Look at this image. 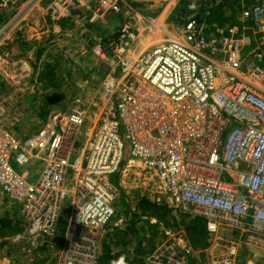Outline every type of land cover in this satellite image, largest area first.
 Returning a JSON list of instances; mask_svg holds the SVG:
<instances>
[{
	"label": "built area",
	"instance_id": "built-area-1",
	"mask_svg": "<svg viewBox=\"0 0 264 264\" xmlns=\"http://www.w3.org/2000/svg\"><path fill=\"white\" fill-rule=\"evenodd\" d=\"M23 1L0 0V9ZM42 1L27 0L15 17ZM181 1L161 0L162 10L148 13L128 0L46 1L53 21L82 11L89 23L121 10L128 16L108 38L82 36L102 63L98 94L53 114L34 156L0 104V190L20 217L6 241L22 255L45 245L56 248L51 264H99L102 235L117 213L110 176L126 156L154 180L164 205L205 220L211 242L222 241L220 228L236 234L211 264H236L240 239L264 250V1L240 11L259 32L253 36L208 24L195 0H184L175 22L159 18L166 7L175 16L170 8ZM21 19L0 29V77L24 102L37 81L5 45ZM31 156L35 172L25 169ZM189 251L182 231L164 229L142 264H190Z\"/></svg>",
	"mask_w": 264,
	"mask_h": 264
},
{
	"label": "crops",
	"instance_id": "crops-1",
	"mask_svg": "<svg viewBox=\"0 0 264 264\" xmlns=\"http://www.w3.org/2000/svg\"><path fill=\"white\" fill-rule=\"evenodd\" d=\"M180 1V0H179ZM204 8V17L210 14V8L214 5L222 4L223 0H195ZM264 0H236L235 4L232 6L233 16L237 18L242 24L245 22H250L249 20L243 19L240 15L241 8L243 6H248L253 3L263 2ZM133 6H138L147 13L154 10L160 12L162 10L161 0H128ZM185 1L180 2L181 7L170 8L172 14L173 11L177 12L175 16L169 15V7L163 9L160 14L161 16L168 17V19L177 20L180 16L179 12L183 9ZM40 6V5H39ZM41 11L38 17L33 15L27 18H22L19 22L18 28L14 27L8 39L6 41V47L11 50L13 54H16L21 60L22 65L31 73V78L36 79L37 85L34 91L32 99L27 100L29 96L23 99L22 102L18 97L13 96L10 91V87L7 82H5L0 77V104L15 105V107L21 109L22 107L26 110L28 116L25 117V121L30 120L34 114L36 105L39 103L41 97H45V94L52 89H58L64 95H58V101L62 100H74L78 98H91L98 94L99 84L103 76L102 63L97 60L91 52L84 50L85 47L82 45V36L84 34H94L98 37L108 38L115 33L117 26L120 22L128 16V14L121 10L118 13L107 14L101 19L94 23H89L86 20L85 11L74 12L71 16L61 18L59 20H51L43 7L40 8ZM225 9V8H224ZM230 11L225 10L224 17L229 15ZM46 15V17H43ZM171 20H169L171 22ZM20 23H22L20 25ZM210 25H216V23H208ZM252 25V24H251ZM227 23H224L220 28L228 27ZM238 29V31L244 32L245 27H239L238 25H233ZM2 25H0L1 29ZM258 31L252 25L250 28V35H257ZM57 37V38H56ZM96 58V59H95ZM49 98V97H48ZM23 104V105H22ZM56 107H53L55 109ZM30 115V116H29ZM11 119L12 116H7ZM49 117V116H48ZM52 117V116H51ZM51 117L49 122H51ZM46 120L47 117H42ZM15 120V119H14ZM13 120V121H14ZM13 121H7V125L11 130ZM24 121V119H23ZM24 125V122H23ZM12 131V130H11ZM14 134V133H13ZM15 135V134H14ZM129 159L128 156L125 159ZM30 163V164H29ZM39 164L34 158L28 162V168L32 172L37 170ZM125 169L122 171L124 174L120 176L117 171L115 174L110 176L118 190L119 195L117 199L116 208L122 204L120 212L117 211L116 216L113 218L112 223L106 227L102 238H101V255H102V245L103 242L110 244V252L118 253L124 252L128 256L133 255V250L136 244L142 237H150L151 232L154 231L152 236V245L148 252L144 253L140 257V264L143 263V258L151 252L154 247L156 240L158 239L161 231L164 229H175L173 227L165 226L160 222H156L154 218L146 219L144 217L140 218L134 225L135 233L126 232L123 241L120 243L112 242L113 233L123 232L125 228L129 225L128 221L130 215L136 210L137 204L140 200L146 199L156 205L164 206L165 208L174 211L164 205L161 200L160 190L157 184L152 179L145 178L141 173V168L139 162L132 160L127 162L126 165L121 167ZM120 169V170H121ZM120 173V172H119ZM127 176V180L125 179ZM138 180V183L133 185L131 181ZM137 182V181H136ZM134 197L131 198V195ZM1 193V190H0ZM129 195L130 202H126L125 195ZM0 207H3L9 213L8 215L0 216V218L6 219L11 225L15 227V233L19 230V214L16 205L11 204L4 195H0ZM4 200L5 202H3ZM130 203V204H129ZM172 215L173 212L171 213ZM171 215L168 213L167 218ZM187 216V215H186ZM194 218L187 216V219ZM203 219V218H202ZM205 225V245L192 247L190 239L188 238L184 229L179 228L175 230H180L184 233L186 244L188 245L190 251L188 253V259L190 264H211L212 257L220 254L225 247L224 242L230 240H237L236 234L229 228H220L218 231V236L221 237L222 241L211 242L207 235L205 220L203 219ZM143 228V232L140 231ZM0 237V253L2 251L11 252L17 257L19 261L17 264H51L52 257L56 252V248L50 249L49 247L42 245L37 251H34L31 255H22L19 251V247L16 244H10L6 241V238L11 236ZM61 244V239L58 238L54 241V245L59 247ZM13 249V250H12ZM100 255V257H101ZM3 259L9 262V259L3 257ZM100 259V258H99ZM1 262V261H0ZM6 262V264H7ZM121 264V263H119ZM236 264H264V250L256 247H248L244 244L243 240L240 239L237 243V257Z\"/></svg>",
	"mask_w": 264,
	"mask_h": 264
},
{
	"label": "trees",
	"instance_id": "trees-1",
	"mask_svg": "<svg viewBox=\"0 0 264 264\" xmlns=\"http://www.w3.org/2000/svg\"><path fill=\"white\" fill-rule=\"evenodd\" d=\"M223 3L212 6L209 16H207L208 23H216L217 26H222L227 23L229 26L238 25L239 27H245V34L250 35V28L253 25L250 22H245L242 24L237 18L233 16L232 6L235 4L236 0H223ZM225 8V9H224ZM229 10L230 13L227 17H224L225 10ZM252 24V25H251ZM254 26V25H253ZM259 34V32L257 33ZM137 213H132L128 221L129 225L125 228L123 232L113 233L112 242H122L126 232L135 233L134 225L142 217L147 221L149 218H154L156 222H160L165 226H171L175 229L182 228L185 230L192 247L204 246L206 233L205 225L201 217L188 218L187 216L178 211H171L164 206L156 205L146 199H142L137 204ZM173 212L174 215L171 213ZM168 213L171 215L167 218ZM148 222V221H147ZM15 231V227L10 224L6 219L0 218V237L8 236ZM143 232V228H140ZM154 231L151 232L150 237H142L138 244L134 247L133 255L130 257L124 252L111 253L110 244L103 242L102 245V255L99 259V264H140V257L142 254L148 252L152 245V236Z\"/></svg>",
	"mask_w": 264,
	"mask_h": 264
},
{
	"label": "rangeland",
	"instance_id": "rangeland-1",
	"mask_svg": "<svg viewBox=\"0 0 264 264\" xmlns=\"http://www.w3.org/2000/svg\"><path fill=\"white\" fill-rule=\"evenodd\" d=\"M26 1L27 0L16 5L15 7L10 8L7 11H2L0 9V25L3 26L8 21H10L11 19H14V18L19 20L23 17L25 20V18H27L28 16L33 15V14H34V17L35 16L38 17V15L41 11L40 8L44 7L47 0H43L40 3V6H38V5L35 6L31 10H29L28 13L25 14V12H22L17 17H15L17 15V13L21 11V9L23 8L22 6H24L23 4ZM43 17H46V15H43ZM18 24H19V22H18ZM21 24L22 23H20V25ZM15 27L18 28V25H16ZM58 95L62 96L64 94L61 93L60 91H58V89H52L51 91H49L48 93L45 94L44 98L41 97L39 103L36 105V108L33 111L34 115L31 116L32 118L30 120H27V121H25V117L28 116V114H26V112L24 111V110H26L25 107L24 108L22 107L21 109H19V108L15 107V105H9V108H10V112H9L10 115L9 116H12V117H11V119L8 118V120L13 121L15 119L12 123L11 130L18 138H21L24 141L25 145L30 142V146L29 147L26 146V147H28L29 153L32 156H34L37 153V151L42 150L44 148L47 137H49V135L51 133V127H50V123H49L50 118L49 117L53 116V114H55V113L69 112L74 108V104H75L77 99H74V100H67L66 99V100H64V101L62 100V102H60V100L58 101V98H57ZM48 97L51 99V101L48 100ZM53 107H56V108L53 109ZM42 117H47V119L44 120V119H42ZM23 119H24V121H23ZM23 122H24V125H23ZM30 140H32V141L34 140L33 143ZM32 156L30 157V159L32 158ZM126 163H127V158L123 161L121 167L126 165ZM25 169H29L28 164L25 166ZM124 170L125 169L119 170L120 173L118 172V174L120 176H122L124 174V172L122 173V171H124ZM113 176H111V177H113ZM115 179L112 181L116 183ZM125 179L127 180V176ZM136 181H131V184H133V185L137 184L138 180H136ZM0 195H1V193H0ZM134 195H137V194H134V192H133V195H131V198L134 197ZM125 197H126V202H127V200H128V202H130L129 195L127 194V195H125ZM2 201L5 202L4 200H2ZM66 204H67V201H66ZM121 207H122V204L120 206H118L117 211L120 212ZM8 213L9 212L7 210H5L3 207H0V216L5 217L6 215H8ZM66 214H67L66 207L64 205L62 212H61V217L64 218L66 216ZM64 225H65L64 222H62L60 220L57 228L61 233L63 232ZM3 257L8 258L9 262L5 261L3 259ZM0 261H1L0 264H6V262H7V264H17L19 262L17 260V257H15L13 255V251H12V255H11V252L9 253L6 251H2L0 253Z\"/></svg>",
	"mask_w": 264,
	"mask_h": 264
},
{
	"label": "water",
	"instance_id": "water-1",
	"mask_svg": "<svg viewBox=\"0 0 264 264\" xmlns=\"http://www.w3.org/2000/svg\"><path fill=\"white\" fill-rule=\"evenodd\" d=\"M32 97H33V96H29V97L27 98V100H30V99H32ZM48 100H49V101H51V99H50V98H48Z\"/></svg>",
	"mask_w": 264,
	"mask_h": 264
}]
</instances>
